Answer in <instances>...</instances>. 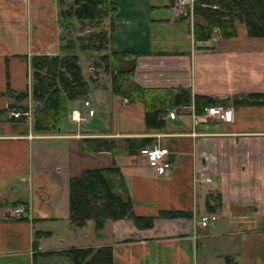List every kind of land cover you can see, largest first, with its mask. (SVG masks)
Returning a JSON list of instances; mask_svg holds the SVG:
<instances>
[{"label": "crops", "instance_id": "1", "mask_svg": "<svg viewBox=\"0 0 264 264\" xmlns=\"http://www.w3.org/2000/svg\"><path fill=\"white\" fill-rule=\"evenodd\" d=\"M112 1L118 11L105 18L106 25L113 22L110 48L137 51L134 81L229 100V118L195 125L193 98L177 119L166 114L162 127L149 126L142 102L112 91L109 74L97 65L102 53L69 50L95 31L69 17L73 0H0V264H74L60 253L70 248H109L111 264H264V105L233 104L264 93V37H251L237 21L231 39L217 29L207 41L191 33L175 38L155 26L194 29V11L177 16L170 0ZM72 52L89 90L69 102L58 128L37 132L34 119L10 118L11 108L39 103L32 97L31 58ZM143 137L153 138L145 147L169 148L164 174L140 150L90 149L96 139L119 145ZM113 166L135 213L156 217L153 227L139 228L128 217L108 219L100 229L94 220L71 221V179ZM21 205L30 213L16 219L13 209ZM165 210L192 216L160 217ZM209 213L217 216L213 224H197Z\"/></svg>", "mask_w": 264, "mask_h": 264}, {"label": "trees", "instance_id": "2", "mask_svg": "<svg viewBox=\"0 0 264 264\" xmlns=\"http://www.w3.org/2000/svg\"><path fill=\"white\" fill-rule=\"evenodd\" d=\"M175 0H170L173 5ZM118 6L112 0H73L67 10L69 17H76L85 26L95 29L81 36L78 46L67 47L74 51L76 47L83 52L102 53L97 65L104 67L109 74L112 91L132 101L142 102L149 126L160 128L164 125V116L179 105H189L194 98L195 112L202 114L209 105H228L229 100H218L205 95H192L186 88H146L133 79L134 60L137 51L133 48L115 50L112 43L113 22L108 26L105 18H113ZM194 37L207 41L217 29L225 39L236 36V22H242L251 37H264V0H195ZM189 15V13L187 14ZM188 17V16H187ZM189 18V17H188ZM133 58V59H132ZM78 53L63 56L35 55L31 58L33 70L32 97L40 102L36 107L34 129L37 132H52L58 128L61 119L68 116V104L78 96H87L89 83L82 73ZM27 95V93L25 94ZM24 95V97H25ZM236 105H264V93H252L245 97L234 98ZM26 108V107H22ZM91 150H128L137 152L153 138H124L121 144L114 140L96 139ZM117 166L85 170L70 182V218L77 226H84L88 220H94L97 229L104 226L108 219L134 220L139 228H151L156 217L137 215L133 200L117 185ZM160 217H191V212L165 210ZM25 218V217H24ZM22 218V219H24ZM60 253L69 257L74 264H111L109 248H70ZM108 261V262H107Z\"/></svg>", "mask_w": 264, "mask_h": 264}, {"label": "built area", "instance_id": "3", "mask_svg": "<svg viewBox=\"0 0 264 264\" xmlns=\"http://www.w3.org/2000/svg\"><path fill=\"white\" fill-rule=\"evenodd\" d=\"M195 0H175L173 9L177 16L182 14H192L194 8ZM193 38H194V33ZM194 43V40H193ZM85 105L90 106V101L86 100ZM190 106L181 105L171 109L168 113V117L171 119H177L180 113H183L184 110L188 109ZM192 107L191 115L193 117V122L197 125L201 120H220L224 121L229 118L230 111L227 107L220 104L209 105L205 108L202 114H197L195 112L194 105ZM34 107L29 104L26 108L22 107H13L9 111V117L13 119H23L31 121L33 119ZM89 114L93 116L95 114L94 109L89 110ZM80 120V119H79ZM140 154L147 158L149 166H151L158 174H164L167 167V156L170 154V150L164 146H150L144 147L140 150ZM30 213V207L28 206H17L13 209V216L16 219H22L27 214ZM217 220L215 214H204L197 219V224L203 227H207L213 224Z\"/></svg>", "mask_w": 264, "mask_h": 264}, {"label": "rangeland", "instance_id": "4", "mask_svg": "<svg viewBox=\"0 0 264 264\" xmlns=\"http://www.w3.org/2000/svg\"><path fill=\"white\" fill-rule=\"evenodd\" d=\"M158 1V0H157ZM159 2H161V0H159ZM162 9V8H161ZM163 10V9H162ZM157 12H159V11H157ZM167 12V14L168 15H170L171 14V12H169V11H166ZM155 14H156V12H155ZM172 14H173V11H172ZM157 15V14H156ZM153 26V25H152ZM162 27H164L162 30H167L168 32V35H170V36H172V37H175V38H177L178 36L177 35H181V39H185L186 37H187V35L189 34V33H191V37H193V34H192V31H193V33H194V29H192L191 28V30H190V27L187 25V26H176V28H180L179 29V31L177 32L176 30H175V28L173 27V26H171L172 28H173V30H172V28L169 26V27H166V26H159V25H156L155 26V28L156 29H160V28H162ZM176 31V32H175ZM157 32V35H158V31H156ZM185 36H184V35ZM181 42V44H182V41H180ZM171 43H173V42H171ZM190 44V43H189ZM188 44V45H189ZM170 46H172V45H170ZM169 46V47H170ZM173 46H174V44H173ZM171 50H172V48H170ZM86 53V52H85ZM94 60V59H93ZM85 61H88V62H91V64H87V65H93L94 63H92V60L91 61H89V59L88 60H85ZM94 62V61H93ZM87 67H89V66H87ZM90 73V72H89ZM32 77H33V72H32ZM40 105V102L37 104V106H39ZM28 106V105H27ZM37 106H33L34 107V112H33V119L35 120V111H36V107ZM33 120V121H34Z\"/></svg>", "mask_w": 264, "mask_h": 264}]
</instances>
